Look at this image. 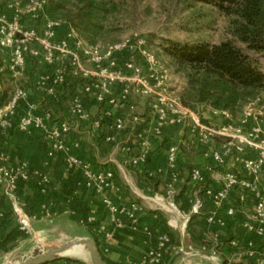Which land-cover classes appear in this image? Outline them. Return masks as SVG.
Masks as SVG:
<instances>
[{"label":"built area","instance_id":"1","mask_svg":"<svg viewBox=\"0 0 264 264\" xmlns=\"http://www.w3.org/2000/svg\"><path fill=\"white\" fill-rule=\"evenodd\" d=\"M48 1L11 0L0 9L1 69L16 82L24 77L29 60L35 59L41 64L42 70L35 75L33 90L38 98L45 100L29 101L28 90L22 84H15L12 94L0 107V131L9 128L20 131L41 129L45 119L54 121L49 130L46 152V157L51 158L57 151L68 148L66 136L72 126L66 120L55 118L60 116L54 109L45 106L48 101L56 105L62 95L67 96L68 117L81 122L89 121L95 129H100L103 119L115 117L103 141L116 143L117 132L132 127L140 117L132 98H145L148 100L147 117L152 121V136H161L166 127L185 124L195 143L205 148H208L212 137H220L224 140L221 149L207 151L216 167L220 168L226 164L228 152L233 151L240 170H223L218 178L219 187L205 188L204 193L218 209L234 189L240 188L248 192L253 200V208L243 225L252 236L261 241L264 238V183L261 180L264 169V128L260 118L264 116V94L250 100L238 114L227 110L215 111L222 120L219 127L204 124L191 108L183 104L180 96L170 89L167 70L147 48L144 37L135 34L105 45L88 44L67 23L49 19L44 15ZM91 98L101 104L97 115H93L89 109ZM122 107L128 109L127 114H115ZM145 135L147 134L143 131L136 133L141 150L131 159L134 165L145 160L146 152L150 148ZM71 146L78 148V139L72 140ZM178 154L177 142H172L166 151L169 168L175 167ZM1 160L0 183H5L8 191L12 193L19 181L29 179V173L25 163L7 165V159L3 155ZM66 161L71 166L82 167L87 186H92L98 193L113 186L112 170L91 172L74 154L68 155ZM189 176L196 183L204 182L200 168H192ZM176 179L177 174L173 173L165 195L155 194L150 198L157 207L164 204L168 210L178 211L174 202ZM46 182L47 179L44 178L41 185L44 187ZM103 202L112 220L117 226H121L116 220L119 209L110 199L104 198ZM201 206V202L196 201L191 213L198 214ZM11 208L21 229L30 231V216L14 200ZM226 214L233 215L234 209H226ZM98 221L94 209L88 211L85 221L79 217L80 223L91 224L96 233H103L107 240H111L114 232L107 230ZM206 221L211 225L222 223L214 214L209 215ZM169 242V236L162 234L155 247L149 250L150 260L164 264L165 254L183 252L181 246H170ZM228 244L232 247L239 246L235 239H230ZM244 246L242 253L248 257L257 253L260 257L259 263L264 264V244L250 239Z\"/></svg>","mask_w":264,"mask_h":264},{"label":"crops","instance_id":"2","mask_svg":"<svg viewBox=\"0 0 264 264\" xmlns=\"http://www.w3.org/2000/svg\"><path fill=\"white\" fill-rule=\"evenodd\" d=\"M0 64H3L1 56ZM36 97L35 93L34 95L29 94V101L37 102ZM48 103L50 102L48 101ZM3 104H0V107ZM50 104L54 110H57L55 103L51 102ZM144 106V102L140 100L137 109L139 110L140 107L144 110ZM89 109L93 115H97L101 110V104L91 98ZM127 110L126 107H122L115 114L124 116L127 114ZM208 112L209 117H220L214 110H208ZM63 114L64 117L55 118L66 120L71 126V123L75 122L77 126H80L82 132H84L82 127L87 128L89 125L88 142L78 139L79 147L73 148L71 141L76 139L74 138L76 133L73 131L74 129H71L66 136L68 148L57 151L51 158L46 157V152L49 143V130L54 121L45 119L41 129L31 128L27 131H20L16 128H9L0 131V164L3 155L7 159V165L25 163L29 173V179L19 181L12 193L8 191L5 183H0V212L2 213V217H0V244L2 243L0 259L9 258V262L7 261L6 264L15 263L16 259L34 253L36 245L41 244L39 241L47 240L44 236L54 229H44L46 224H52L54 221L63 222L68 218L76 224L86 227L84 223L79 222V217L73 208V206H77L75 202L79 200L86 202L90 209L96 211L100 224L114 232L113 238L107 240L103 233H96L93 230L97 249L109 264H158L150 260L149 250L155 247L162 234H167L163 231L162 220H165L171 234V236L167 234L170 239L169 245L181 246L185 250H190V252L165 254L164 264H176L178 259L188 256H198L200 261L207 259L213 264L237 262L260 264V257L257 253L250 257L242 253L245 249L244 244L250 239L255 240L256 243L264 244V238L259 241L243 225L253 208L251 195L236 188L224 199L222 206L216 209L210 197L204 193L205 188L216 189L219 187L218 178L223 170H240L233 151L228 152L226 164L220 168L216 167L207 151L220 150L221 145L211 149L195 144L193 147L195 149L194 156L190 158V151H188L189 153L179 151L176 165L171 169L166 163L167 146L163 144L160 147L159 142L162 137L173 141L172 136L175 133L178 135H175L177 138L188 136V130L184 131L185 124L166 127L161 136L155 137L150 134L152 121L145 116L144 111L140 113V117L132 127L117 132L116 143H107L103 141V137L109 133L115 117L103 119L100 129H95L89 121L81 122L68 117L66 111ZM140 131L147 134L145 136L149 140L150 148L146 152L145 160L134 165L131 163V159L141 150L139 138L136 136V133ZM90 136L95 142L97 139H101V142L106 145H94L90 142ZM192 142L195 141L192 140ZM70 154L78 156L82 164H85L91 172L112 170L114 174L113 186L101 193H98L92 186H87L83 168L67 163L66 158ZM206 167L212 169L208 170ZM192 168L202 170L203 183H196L190 179L189 173ZM173 173L177 174L174 183V202L178 211H170L164 204L157 207L150 199L155 194L165 195V189L171 182ZM262 173L264 174V169ZM152 177L155 178V181ZM44 178L47 179V182L43 187L41 184ZM261 180H263L262 177ZM43 188L44 190H42ZM104 198L110 199L119 209L116 220L120 222L121 226H117L116 222L112 220L108 208L103 202ZM12 200L16 201L22 210L30 216V231L26 232L21 229L11 208ZM196 201H200L202 206L199 213L195 214L192 227L188 228L187 225L192 215L191 209ZM135 207L136 209H134ZM230 207L234 209L233 215L226 214V209ZM211 214H214L222 223L208 224L206 219ZM86 232L90 236L87 227ZM228 233L231 234V239L238 242L239 246L232 247L228 242H220L216 246L219 238ZM84 235L80 233L76 237H85ZM34 241L36 244L33 243ZM216 253L223 255V258H219ZM51 264L89 263L57 259Z\"/></svg>","mask_w":264,"mask_h":264},{"label":"trees","instance_id":"3","mask_svg":"<svg viewBox=\"0 0 264 264\" xmlns=\"http://www.w3.org/2000/svg\"><path fill=\"white\" fill-rule=\"evenodd\" d=\"M135 1L49 0L44 15L49 19L69 22L67 24L72 26L79 38L88 44H94L98 30L103 28L100 22L107 13L116 12L123 5L129 2L133 4ZM167 1L175 5L181 4L186 8L199 4L216 10L227 18V31L232 37L215 44L204 41H167L164 45L163 53L186 79V88L181 95L183 104L194 111L201 106L214 111L227 110L236 113L244 104L256 98L264 89V73L256 61L236 44V41L244 44L246 50L264 52V0ZM2 65L0 64V67ZM5 75L8 74L0 70V78ZM5 101V94H2L0 104ZM152 179L155 181V178ZM75 203L77 206L73 208L76 215L85 221L90 209L88 204L82 200ZM195 216V214L190 216L188 228L192 227ZM161 223L163 231L171 236L165 220ZM84 225L97 247L92 225L86 222ZM230 239L229 233L221 236L216 246ZM100 256L106 264H109L102 254ZM69 261L79 263L77 260Z\"/></svg>","mask_w":264,"mask_h":264},{"label":"rangeland","instance_id":"4","mask_svg":"<svg viewBox=\"0 0 264 264\" xmlns=\"http://www.w3.org/2000/svg\"><path fill=\"white\" fill-rule=\"evenodd\" d=\"M9 1L11 0H0V7H3V5ZM100 23L102 24L103 28L98 30V33L96 35V42L94 44L98 43L101 45H105L114 43L135 34L144 37V39L146 40L147 48L156 55L159 62L167 70V73L169 75L168 83L170 89L177 95H179L180 98L186 88V79L183 73L176 70L170 58L163 53V47L167 43V41H204L210 44H215L219 43L222 40L232 38L227 31V18L223 14L207 6L196 4L192 8H186L181 4L175 5L174 3L167 0H136L135 2H133V4L129 2L127 5H123V7L118 8L116 12H113L111 14L107 13L104 20H102ZM236 44L243 48L256 61L258 67L264 73V52H254L251 50H246L244 44L238 41H236ZM26 70L28 71L27 73L25 72L24 77L16 82L8 75L0 78V97L2 94H5V99L7 101V99L13 92L14 85L17 83L22 84L28 90L29 94L34 95L33 82L35 75L42 70L41 64L38 63L35 59H31L29 60V64ZM261 94H264V89L259 95ZM38 99V101L45 102V100L41 98ZM87 99L89 98L87 97ZM140 100L144 102L145 106L144 110L139 107L138 112L140 114L145 111V116L147 117L148 100L142 97H134L131 101L135 102L136 106H138V102ZM246 104H244L240 108V110L234 114L240 113ZM66 105L67 96L62 95V97L56 104L57 110H55L60 117H64L63 112L66 111ZM45 106L53 109L51 104L48 102ZM208 110L211 109L208 107L205 108L198 106L197 110L193 111L198 115L200 121H202L204 124L216 128L219 127L222 124L221 118L209 117ZM141 116L143 117V115ZM148 119L150 118L148 117ZM260 119V123L264 125V116ZM71 124L72 129H74L73 131L76 133V136L74 138L86 142L88 139L87 136L90 132L89 125L87 126V128L82 127V130L84 131L82 132L80 126H77L75 122ZM186 129H188V127L185 125V132ZM175 135L177 134L175 133ZM175 135L172 136L173 141L169 140L168 138L166 140L164 137H162L159 142V146L162 147L163 144H165L168 147L172 142H177L178 150L183 153H187L188 151H190V153H188L190 154V158H192L195 152V149L193 147L196 144L195 142H192V140H194V137L190 136L191 133H188V136H179L178 138V135ZM89 139L90 142L94 145H106L101 142V139H97L96 142L91 136ZM223 142L224 140L220 137H212L208 148L214 149L217 146L221 145ZM261 177L263 178L262 182L264 183L263 173H261ZM51 228L54 229L51 232H47L46 236H44L47 240L39 241L41 244L36 245L34 249L35 252L46 251L53 244L63 243L72 239L87 238L93 240L92 237L87 235L86 227L76 224L73 220H70L68 218L63 222L54 221V223L52 224L44 225V229L46 230ZM80 233L85 234V237H76ZM33 243L36 244L35 241ZM184 251L190 252L189 249H183V252ZM205 252L208 251L205 250ZM216 254L218 255V253ZM218 256L219 258H223V255ZM182 258L183 259H178L176 264H213V262L207 259H202L200 261L198 256H188ZM8 259L9 258H1L0 264H6ZM60 259L86 261L87 263L92 264L88 254H83L79 257L65 255L63 257H60L58 260ZM52 262L53 261L49 262L48 264H51Z\"/></svg>","mask_w":264,"mask_h":264},{"label":"water","instance_id":"5","mask_svg":"<svg viewBox=\"0 0 264 264\" xmlns=\"http://www.w3.org/2000/svg\"><path fill=\"white\" fill-rule=\"evenodd\" d=\"M73 246H82L87 252L92 264H106L92 239L78 238L63 243L53 244L43 252H34L29 256L16 259V264H46L57 260L70 250Z\"/></svg>","mask_w":264,"mask_h":264},{"label":"bare ground","instance_id":"6","mask_svg":"<svg viewBox=\"0 0 264 264\" xmlns=\"http://www.w3.org/2000/svg\"><path fill=\"white\" fill-rule=\"evenodd\" d=\"M83 254H87V252L84 250V248L82 246H73L64 255H72V256L79 257ZM14 264H16V260H15Z\"/></svg>","mask_w":264,"mask_h":264}]
</instances>
